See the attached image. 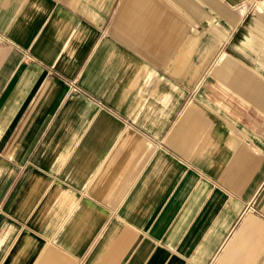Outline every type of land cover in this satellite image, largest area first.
<instances>
[{"label": "crops", "instance_id": "crops-1", "mask_svg": "<svg viewBox=\"0 0 264 264\" xmlns=\"http://www.w3.org/2000/svg\"><path fill=\"white\" fill-rule=\"evenodd\" d=\"M157 1L0 0V264H264V63Z\"/></svg>", "mask_w": 264, "mask_h": 264}, {"label": "rangeland", "instance_id": "rangeland-1", "mask_svg": "<svg viewBox=\"0 0 264 264\" xmlns=\"http://www.w3.org/2000/svg\"><path fill=\"white\" fill-rule=\"evenodd\" d=\"M188 1L189 3L190 1H192V3H196L195 0ZM161 2L163 4H168V2L170 4V2H172L174 9V19H181L182 15L184 20H194L196 23L195 28L198 29V32L194 31V25L192 24L189 25L188 31L190 35H199L204 37L205 41L207 42V48L209 47V42L215 39L217 40V32L215 29H212L211 26V23H213L218 29L226 30L228 34H230L229 38L223 41L221 47L222 50L239 55V57H242L249 65H254L259 69L262 67L261 65L264 63V53L262 52L261 48L258 49V47L254 46V43L251 44V42L244 44V41H246V36H251L252 22L258 18L255 11L256 5L259 4L260 6H264V2L261 0H222L224 8L223 10H219L217 12L212 11L208 5L204 6L201 4L199 5L202 9L200 13H195L192 9L188 8L189 5L183 4L181 0H160L157 1V4ZM237 7L240 9L247 7L249 10L243 16L240 22L233 23L230 17L237 15ZM175 10L178 12H175ZM205 14L212 15L213 19L211 20L205 17ZM254 48L256 50H254ZM246 53L249 55H246ZM250 56H253L254 60L247 59Z\"/></svg>", "mask_w": 264, "mask_h": 264}]
</instances>
